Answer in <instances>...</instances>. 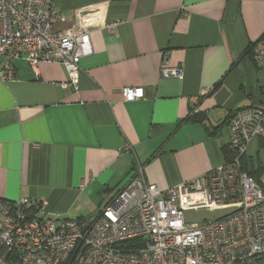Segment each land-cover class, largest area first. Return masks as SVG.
Listing matches in <instances>:
<instances>
[{
    "label": "crops",
    "instance_id": "crops-1",
    "mask_svg": "<svg viewBox=\"0 0 264 264\" xmlns=\"http://www.w3.org/2000/svg\"><path fill=\"white\" fill-rule=\"evenodd\" d=\"M56 5L66 18L59 30L76 25L78 10L97 6L103 21L119 24L92 30L78 91L62 85L64 65L42 62L36 73L25 58L14 62L15 80H0V198L38 200L49 216L83 218L136 166L164 190L223 164L232 112L264 105V68L250 53L264 33V0ZM165 56L182 77L162 74ZM126 87H142L144 97L124 100ZM249 157L261 178L264 139L253 140Z\"/></svg>",
    "mask_w": 264,
    "mask_h": 264
},
{
    "label": "built area",
    "instance_id": "built-area-1",
    "mask_svg": "<svg viewBox=\"0 0 264 264\" xmlns=\"http://www.w3.org/2000/svg\"><path fill=\"white\" fill-rule=\"evenodd\" d=\"M56 1L0 0L1 81L15 80L14 62L25 58L36 73L42 62L64 65L62 85L79 90L92 30L119 22L103 21L97 6L78 10L76 25L59 30L66 18ZM250 53L264 68V33ZM162 74L182 77L183 69L165 56ZM123 97L143 98L144 89L126 87ZM228 129L229 156L211 172L162 190L136 166L98 214L55 217L38 200L0 198V264H264V171L252 173L249 157L253 140L264 139V105L236 109ZM199 208L227 212L187 222L185 211Z\"/></svg>",
    "mask_w": 264,
    "mask_h": 264
},
{
    "label": "rangeland",
    "instance_id": "rangeland-1",
    "mask_svg": "<svg viewBox=\"0 0 264 264\" xmlns=\"http://www.w3.org/2000/svg\"><path fill=\"white\" fill-rule=\"evenodd\" d=\"M107 201L100 202L93 213L98 214L102 207L106 204ZM227 212V210H208L205 208H199V209H189L185 211V219L187 222H203L205 220L214 219L217 217H220L224 215ZM88 215V216H90Z\"/></svg>",
    "mask_w": 264,
    "mask_h": 264
},
{
    "label": "trees",
    "instance_id": "trees-1",
    "mask_svg": "<svg viewBox=\"0 0 264 264\" xmlns=\"http://www.w3.org/2000/svg\"><path fill=\"white\" fill-rule=\"evenodd\" d=\"M194 121H201V118L200 116L197 114L194 118H193ZM224 153L225 155L228 157L229 156V149L228 148H225L224 149ZM252 173H253V170H252ZM255 174V173H254Z\"/></svg>",
    "mask_w": 264,
    "mask_h": 264
}]
</instances>
